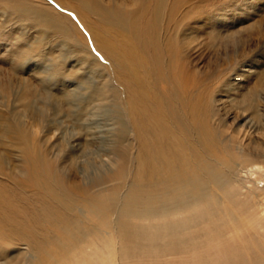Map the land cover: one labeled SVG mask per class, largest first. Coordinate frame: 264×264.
<instances>
[{
    "label": "bare ground",
    "instance_id": "6f19581e",
    "mask_svg": "<svg viewBox=\"0 0 264 264\" xmlns=\"http://www.w3.org/2000/svg\"><path fill=\"white\" fill-rule=\"evenodd\" d=\"M55 1L76 14L91 46L112 63L125 105L112 99L117 90L103 75L107 69L69 18L52 7L20 8L64 39L63 56L78 54L79 65L100 80L86 97L79 88L91 83L90 76L57 90L56 82L69 81L59 78L55 61L42 71L40 88L24 87L17 124L0 121V264H264V173L256 166L245 171L248 181L238 180L234 168L256 163L223 143L222 122L211 126L217 117L204 87L178 57L172 25L184 1ZM135 64L147 78L134 73ZM40 104L52 107L53 122L74 128L94 108L111 107L117 169H97L92 187L71 181L74 152L64 144L47 146L32 131L47 122ZM52 124L51 132L58 130ZM131 135L136 145L128 143ZM12 138L20 164L5 153ZM92 145L87 141L84 149ZM18 246L26 250L14 253Z\"/></svg>",
    "mask_w": 264,
    "mask_h": 264
},
{
    "label": "rangeland",
    "instance_id": "374dc122",
    "mask_svg": "<svg viewBox=\"0 0 264 264\" xmlns=\"http://www.w3.org/2000/svg\"><path fill=\"white\" fill-rule=\"evenodd\" d=\"M103 1L108 3L109 0ZM183 1L184 4H179L174 12L172 25L178 57L184 62L189 76L204 87L217 117L216 121L211 120V126L217 128L218 122H222L223 143L236 154L247 156L251 163H256L247 166L240 164V167L234 168L238 180L244 183L248 181L245 171L259 166L261 173H264V0ZM122 2L133 4L134 0ZM25 4L36 10L52 7L72 21L71 28L86 38L93 55L107 69L108 73L103 75L110 77L112 88L117 90L112 99L123 107L126 94L116 81L112 63L91 46L88 30L73 11L63 8L55 0H0V121L9 120L17 124V112L21 113L24 108L18 97L22 95L24 87L40 88L41 80L45 79L42 71L51 69L55 61L61 63L59 78H68L69 81L56 82L57 90H62L64 85L78 86L83 81L81 78L90 76L92 84L83 83L82 90L79 88V92L86 97L91 86L100 80L97 74L79 65L76 59L78 54L63 56L62 53L67 51L61 36L45 32L35 22L34 16L21 14ZM32 48L34 52L30 53L28 50ZM26 53L27 57L21 62ZM134 67V73L141 80L147 78L138 64ZM38 108L47 111V122H41L32 131L39 139H47L50 143L47 146L64 144L68 151L76 155V174L72 173L71 181L83 186L88 182L87 186L92 187L97 169L107 167L106 172L102 169L104 174L117 169L111 146L114 145L117 128L110 115L111 107L94 108L90 119L76 128L72 124H63L62 119L58 121L61 124L53 122L56 119L52 115V107L40 104ZM23 122L33 123L27 117ZM51 124L53 127H58L57 124L60 126L51 132ZM87 141L93 145L85 150ZM129 142L131 146L136 145L132 135ZM16 143L14 138L8 139L6 145L10 149L5 153L20 164L21 152ZM11 250L18 253L26 250V247L18 246ZM4 251L0 245V252ZM25 258L32 260L29 250ZM3 259L4 255L0 253V261ZM135 263L141 264L139 261Z\"/></svg>",
    "mask_w": 264,
    "mask_h": 264
}]
</instances>
